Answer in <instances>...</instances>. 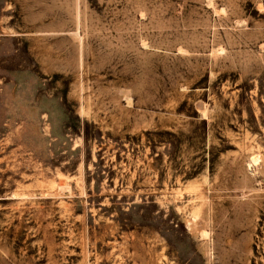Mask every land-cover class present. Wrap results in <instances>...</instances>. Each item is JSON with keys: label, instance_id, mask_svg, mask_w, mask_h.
Segmentation results:
<instances>
[{"label": "rangeland", "instance_id": "rangeland-1", "mask_svg": "<svg viewBox=\"0 0 264 264\" xmlns=\"http://www.w3.org/2000/svg\"><path fill=\"white\" fill-rule=\"evenodd\" d=\"M0 264H264V0H0Z\"/></svg>", "mask_w": 264, "mask_h": 264}]
</instances>
